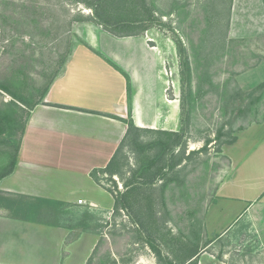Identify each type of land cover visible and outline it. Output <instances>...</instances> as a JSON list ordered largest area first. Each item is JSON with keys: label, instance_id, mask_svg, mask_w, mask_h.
Wrapping results in <instances>:
<instances>
[{"label": "rangeland", "instance_id": "rangeland-1", "mask_svg": "<svg viewBox=\"0 0 264 264\" xmlns=\"http://www.w3.org/2000/svg\"><path fill=\"white\" fill-rule=\"evenodd\" d=\"M128 2L115 0L114 8L129 11L132 4ZM228 8L229 0H146L141 8L144 15L153 14V23L142 35L160 47L164 74L173 79L167 82L166 95L177 99V131L184 134L182 143L173 148L174 158L184 156L182 163L167 178L140 188L154 199L157 241L174 262L196 250L190 260L196 258L197 264H264V205L255 201L237 218L249 203L239 198L256 195L264 185V87L257 89L253 82L264 80V63L247 71L250 78L236 79L243 71L239 67L250 70V66L245 53L229 42ZM91 13L79 0H0V80L26 104L38 100L61 60L80 40L78 27ZM177 38L189 53L196 96L192 107L184 106L185 111L181 110ZM17 104L0 90V109L15 107L22 121L26 106ZM242 134L255 140L242 143L236 165H231L228 152L233 144L225 141L232 137L237 141ZM155 136L144 133L140 138ZM14 138L18 140L19 134ZM207 139L211 141L205 144ZM15 145V141L0 142V168L10 160ZM141 152L126 145L119 155L120 171L100 173L104 185L116 194L126 190L124 183L141 162ZM229 178L231 184L216 196L218 185ZM136 200L135 210L146 207L142 195ZM134 213L119 209L111 222L98 220L99 237L84 264H164L146 242L147 233L138 228ZM79 217L67 208L61 213L47 211L42 220L65 225L77 224ZM23 229L0 211V264L25 263V251H13L16 240L31 235Z\"/></svg>", "mask_w": 264, "mask_h": 264}, {"label": "crops", "instance_id": "crops-1", "mask_svg": "<svg viewBox=\"0 0 264 264\" xmlns=\"http://www.w3.org/2000/svg\"><path fill=\"white\" fill-rule=\"evenodd\" d=\"M77 33L80 40L41 102L30 110L16 166L0 179V191L58 200L63 203L62 212L72 209L80 217L77 224L65 225L9 217L31 234L16 240L13 251H25L27 259L13 264H84L99 237L98 220L111 222L113 195L92 172L107 165L124 138L127 126L120 118L128 116V104L124 75L104 58L129 76L133 124L177 131L179 107L175 97L166 95L171 77L164 74L159 46L150 44L142 34L117 37L90 22L80 24ZM227 35L249 60L250 70L239 67L243 71L236 79L250 78L247 71L264 63V0H232ZM244 135L229 148L231 165H236L242 143L255 140ZM231 181L224 179L215 195ZM239 200L249 203L237 218L255 201L264 205V185L256 195ZM80 250L84 251L78 257Z\"/></svg>", "mask_w": 264, "mask_h": 264}, {"label": "trees", "instance_id": "trees-1", "mask_svg": "<svg viewBox=\"0 0 264 264\" xmlns=\"http://www.w3.org/2000/svg\"><path fill=\"white\" fill-rule=\"evenodd\" d=\"M84 5L92 10L90 16L85 20L86 22L93 23L100 26L102 29L106 30L110 34L117 37L125 36H137L141 35L145 31L150 23H153V14L149 13L144 15L141 8L144 7L146 0H129L128 3L132 4V9L129 11L116 10L114 8L115 0H79ZM128 0H121L125 2ZM139 3H138V2ZM231 1L229 0L228 16L226 21V27L228 31L229 16ZM176 51L178 55V70H179V80L181 86V93L183 99H181V110L185 111L184 106L188 105L189 108L195 103L196 96L193 92L192 85V67L190 63L189 53L184 43L180 39L175 41ZM109 64L120 71L126 79V89H127V104H128V116L126 118H120L127 126L126 134L119 146L117 147L115 153L113 154L110 161L104 168L94 170L92 172L94 179L99 183L102 181L100 179V173L105 172L110 175H115L120 171L122 164L119 162V155L121 150L129 145L132 150H141L143 155L141 156V162H139L138 167L131 172V176L126 178L125 186L126 190L123 192L113 191L110 187L106 186V189L113 195V213H119V209H131L134 213L135 223L138 228H143L146 235V242L156 253L159 260L164 264H185L186 261L190 260L197 255L198 252L190 251L187 255V259H182L179 262L172 261L167 255L162 251L161 244L157 241L158 233H156L157 228L154 225V199L151 195L145 196L141 193V187L151 186L154 182L160 178H167L172 171L182 163L184 156H179L174 158L173 148L179 146L182 143L183 133L178 131H169L154 128H141L133 124L131 119V84L127 73H125L120 67L114 64L108 58H104ZM66 58H63L59 63V66L53 76L49 79L47 84L42 89L39 99L31 104H26L24 98L21 97L16 91H14L7 82L0 80V90L4 91L6 94L11 96L12 103L15 107L17 102L25 104V115L21 121L18 114H16V108L10 106L7 109H0V142L9 143L10 141L16 142L15 150L10 156V160L0 168V179L10 174L17 163L19 149L21 145V139L25 132L26 121L29 116L30 110L34 105L40 103L46 94L50 83L53 81L55 75L58 73L59 69L65 62ZM264 87V81L257 85L258 88ZM24 107L22 108V110ZM157 135L148 140H141L142 134ZM19 134L18 140L14 138ZM164 136V137H163ZM211 140L207 139L205 144L209 143ZM236 141V137H232L226 140V144H233ZM152 151H154L152 153ZM150 152V154H148ZM147 153V154H145ZM158 162H161L160 166H157ZM146 201V207L141 210H135L134 202L137 198H141ZM63 203L58 200L48 199L43 197H34L24 194H13V193H3L0 191V209H4L8 217L13 219H20L24 221L36 222V223H49V221H43L42 216L47 212L51 211L54 213L62 212ZM145 206V205H144ZM218 235V234H217ZM208 240L206 244L210 243ZM196 258L190 260L187 264H197Z\"/></svg>", "mask_w": 264, "mask_h": 264}, {"label": "built area", "instance_id": "built-area-1", "mask_svg": "<svg viewBox=\"0 0 264 264\" xmlns=\"http://www.w3.org/2000/svg\"><path fill=\"white\" fill-rule=\"evenodd\" d=\"M82 200H78V202H81Z\"/></svg>", "mask_w": 264, "mask_h": 264}]
</instances>
